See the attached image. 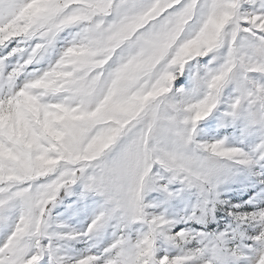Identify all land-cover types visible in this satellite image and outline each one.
Returning a JSON list of instances; mask_svg holds the SVG:
<instances>
[{
    "label": "snow or ice",
    "instance_id": "6c2138e0",
    "mask_svg": "<svg viewBox=\"0 0 264 264\" xmlns=\"http://www.w3.org/2000/svg\"><path fill=\"white\" fill-rule=\"evenodd\" d=\"M0 264H264V0H0Z\"/></svg>",
    "mask_w": 264,
    "mask_h": 264
}]
</instances>
